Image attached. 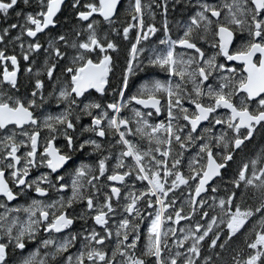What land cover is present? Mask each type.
<instances>
[{"label": "snow or ice", "instance_id": "1", "mask_svg": "<svg viewBox=\"0 0 264 264\" xmlns=\"http://www.w3.org/2000/svg\"><path fill=\"white\" fill-rule=\"evenodd\" d=\"M155 7L160 28L144 0H0V44L20 49L0 50V264H264V0H172L176 38L168 0ZM64 8L75 23L61 30ZM122 47L113 98L98 102L89 89L107 95ZM20 196L30 203L10 206Z\"/></svg>", "mask_w": 264, "mask_h": 264}, {"label": "flooded vegetation", "instance_id": "2", "mask_svg": "<svg viewBox=\"0 0 264 264\" xmlns=\"http://www.w3.org/2000/svg\"><path fill=\"white\" fill-rule=\"evenodd\" d=\"M160 2L162 3L163 0H160ZM208 2L209 3H219L220 0H208ZM144 3L153 5V9L152 10L155 12V21L154 22H155L156 26L158 28H160L162 26L163 19H164L163 15H161L162 8H156L155 7L156 0H144ZM168 3L170 5V7H171L172 0H169ZM193 3H195V0H193ZM190 11H192V10H190ZM58 16H59V21L64 20V23L67 25V26H63V27L60 26L61 30L70 29L71 26H72V25H70V19L73 18V13L71 12V10L69 8H64L63 12L61 14H58ZM121 18L123 19V16ZM180 19H181V15L177 14V13H174L172 11V8H171L170 11H169L168 20H169V24L172 26V33L171 34H172L173 38H176V36L178 34V30H177L175 25H176V21L180 20ZM145 20L148 23H152L153 22L148 15L145 16ZM74 23H75V21L73 19V23L72 24H74ZM46 31H48V30H46ZM54 31L55 30H53V32ZM38 36H39L40 42L46 47L47 46V40L49 39V37L44 35V34H38ZM160 36H162V32H158L157 33V37H160ZM24 39L27 40L28 38L25 37ZM153 39H156V37H153ZM241 39H242V37H241L240 33H237L236 34V45L237 46H239ZM157 43H158V40H157ZM25 47H27L26 44H25ZM204 47L207 48V45H204ZM5 48H6L8 54L15 53L19 57V52H20L19 47H14L12 43H7L6 45L5 44H0V50H4ZM209 52H211V49H209ZM219 59L221 60V62L225 63L226 67H233V68L237 69V71H236V78L237 79H239L241 75H246V73H243V65L238 64V63H236L234 61H232V62L224 61L222 57L219 58ZM254 61H256L258 63V56L254 58ZM42 62H43V57L41 56L39 61L37 62V67H39ZM20 64H21V71L18 72V77H19V79L21 81V86H22L21 87V93H23L24 92V85H28L29 84V79L30 78L28 76H26L24 71H23L24 62H23L22 58H20ZM4 66H5L4 63L0 62V75H2V71H3ZM7 66L9 68V70H11L10 61L7 62ZM151 72H152V70L150 69L149 73H151ZM140 74L143 77L142 83H144L146 79H164L163 74L159 73L158 71L155 73V75H151V76H146L145 72H140ZM110 75H111V73H110ZM43 79L47 83V77L45 76V77H43ZM29 87H31V85H29ZM138 87H137V89H138ZM106 88L108 89V92H107L106 96H101L100 94H97L94 91H90L92 93V98H94L98 102H102V103H107L108 101L112 100V98H113L112 97V89H109L108 85H106ZM48 91H51V86L50 85L46 88L45 95H47ZM136 91L130 90L129 94L130 95L134 94ZM136 107H140V106H136ZM55 110H56L55 109V102L53 101L52 111L54 112ZM218 111L222 112L224 110H218ZM124 114L129 116V117H131V112L128 111V110H125ZM88 123H90V117H87V116H84L83 114H81V121H80V124L77 126V135H80V127H81V125H86ZM217 129H220V126H216V128L214 130L216 131ZM91 135H92L91 133H83L80 136V139L83 140L84 138H86L88 136H91ZM97 139H99V138H97ZM55 143L57 144V146H63L65 141L63 140L62 137H60V138H58L56 140ZM89 153H91V149H88L83 154L79 153V152L74 154L73 159H74L76 165L78 166L80 163H86V164H91V165L95 166L97 161H98V158H102V156H106V155L110 154L109 145L105 144V150L103 151L102 154L101 153H92L91 155H89ZM111 154L112 155L118 154L117 149L116 148H112L111 149ZM114 163H115L114 159L110 160V164H114ZM40 171H47V169H40ZM37 175H39V172L37 170L33 169L32 172L30 173L29 179H32V178H34ZM7 178L9 180V182H11V176L7 175ZM13 187H15V186L13 185ZM30 195L35 196V193L34 192L30 193ZM52 196H53V198H58V197H56L55 193H53ZM17 203H30V201L26 200L25 197L20 196L17 201L11 202L10 206H15ZM76 207H77V211L79 212L81 206L77 205ZM3 211H4V209H0V213H2ZM186 211H187V208H186ZM21 215H23V214H21ZM88 223L91 224V221H88ZM83 224H84V221L77 219L75 224H74L73 230H75V231L81 230ZM187 225H188L187 221H181V225H172V226L173 227H180V226L187 227ZM141 227H142V229L144 228L143 225ZM145 232H146V229H145ZM44 235H46V234L43 233V231L41 230V232L38 234V240H39L40 237H42ZM140 243H141V246H143L144 240L142 239V241ZM35 247H36V243L35 242L28 245L29 250H34ZM77 247H78V245H77ZM44 251L45 250L41 249V253L42 254H43ZM70 251L71 252H75L76 249L73 248ZM65 255H67V254H65Z\"/></svg>", "mask_w": 264, "mask_h": 264}, {"label": "trees", "instance_id": "3", "mask_svg": "<svg viewBox=\"0 0 264 264\" xmlns=\"http://www.w3.org/2000/svg\"><path fill=\"white\" fill-rule=\"evenodd\" d=\"M81 2L82 3L90 2V0H81ZM19 7H23V4L21 3L19 5ZM170 9H171V7H169V11H170ZM17 10H19V8ZM26 11H33V9H26ZM177 14H179V13H177ZM72 23H73V18L70 19V25H72ZM60 26L61 27L67 26L64 23V20L60 21ZM113 55L114 56H118V59L116 61L117 67L115 69V75L114 76L112 74L110 75V79L112 81V85L109 86V89H112L115 86L116 79L120 76L121 68L124 66V58L127 55V52L122 47L121 52L119 54H113ZM142 81H143V77H142V75L139 72L137 75L132 77V87H131L130 90L136 91L137 87L142 83ZM257 140H258V138H257ZM258 147H259L258 143H255V142L253 144L249 145V149H248L249 155L253 154L258 149ZM239 160H240V157H237V161H239ZM233 168H235V165L233 166ZM217 211H218V209H217ZM239 244H240V242L238 241V245Z\"/></svg>", "mask_w": 264, "mask_h": 264}, {"label": "water", "instance_id": "4", "mask_svg": "<svg viewBox=\"0 0 264 264\" xmlns=\"http://www.w3.org/2000/svg\"><path fill=\"white\" fill-rule=\"evenodd\" d=\"M257 56H259V54H257ZM257 56H256V57H257ZM254 58H255V57H254ZM254 58H253V59H254ZM234 62H236V61H234ZM236 63H238V62H236ZM238 64H240V63H238ZM89 91H94V92H95L94 89H89ZM97 94H99V93H97ZM224 111H225V110H224ZM205 123H206V122H205Z\"/></svg>", "mask_w": 264, "mask_h": 264}, {"label": "rangeland", "instance_id": "5", "mask_svg": "<svg viewBox=\"0 0 264 264\" xmlns=\"http://www.w3.org/2000/svg\"><path fill=\"white\" fill-rule=\"evenodd\" d=\"M219 131H220V129H217V130H216V132H219Z\"/></svg>", "mask_w": 264, "mask_h": 264}]
</instances>
